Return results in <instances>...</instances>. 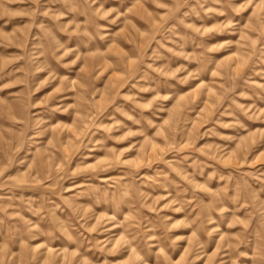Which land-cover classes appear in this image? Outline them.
Returning <instances> with one entry per match:
<instances>
[{
    "label": "rangeland",
    "instance_id": "rangeland-1",
    "mask_svg": "<svg viewBox=\"0 0 264 264\" xmlns=\"http://www.w3.org/2000/svg\"><path fill=\"white\" fill-rule=\"evenodd\" d=\"M0 264H264V0H0Z\"/></svg>",
    "mask_w": 264,
    "mask_h": 264
}]
</instances>
